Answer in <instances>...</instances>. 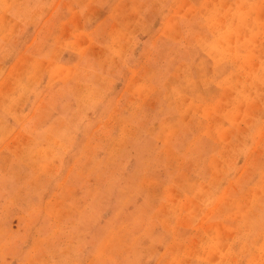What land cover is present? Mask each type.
<instances>
[{"label":"rangeland","instance_id":"obj_1","mask_svg":"<svg viewBox=\"0 0 264 264\" xmlns=\"http://www.w3.org/2000/svg\"><path fill=\"white\" fill-rule=\"evenodd\" d=\"M18 3L38 36L0 66V264H264V7L204 0L225 55L198 75L155 67L190 0Z\"/></svg>","mask_w":264,"mask_h":264},{"label":"crops","instance_id":"obj_2","mask_svg":"<svg viewBox=\"0 0 264 264\" xmlns=\"http://www.w3.org/2000/svg\"><path fill=\"white\" fill-rule=\"evenodd\" d=\"M227 1L230 4L228 6H230L231 9L237 12L242 9L254 10L258 9L259 7H264V0ZM190 3L194 7V10L197 15L182 20L181 26L183 33L186 36V38H184L186 39V43L184 44L185 46H177V49H179L180 47L182 53L177 54V56L173 57L172 60L171 58H165V61H163L160 67L159 62L156 59L155 67L158 69V71H169L172 65L176 62L179 66L184 64L187 65L190 69L195 71L193 72L194 74L201 75V72L205 70H208L210 73H214L216 70V67L214 66L213 62L214 57L216 56L217 58H219L221 57V54L222 56L225 55L223 53H218V55H214L205 50V45L213 46L218 43L219 36L217 37L214 34L212 27L209 26V23L202 19V15L198 14L199 12L201 13L202 11L206 10L207 7L212 9L218 8L220 7V3H212L208 5L204 3V0H190ZM26 6L27 5L25 3H18V5H12V9H9V11L5 10L3 12L2 9H0V17L4 15L9 19V27L11 26V23H16L17 25H20V30L19 32L17 31L18 33L16 35H14L13 33V35L6 36L10 32L12 27L9 30L4 31L3 33H0V66L2 67L6 66L7 68H10L19 58L23 57V54L27 53L28 51L35 50L34 41L36 40L38 35L36 34L30 40H28L30 35H28L29 24L26 19ZM231 9H228V11ZM59 14L60 12H57V14L54 16L50 14L42 20V27L38 26L39 38H42V45L36 46V49H38L39 51L45 52V49L48 46L45 44V41L50 40L51 38L50 25L52 23V20L53 25L62 21V15ZM186 46H188V48ZM219 72L222 73V75L226 76L232 75L237 72V66L234 65L229 59V61L219 69Z\"/></svg>","mask_w":264,"mask_h":264}]
</instances>
